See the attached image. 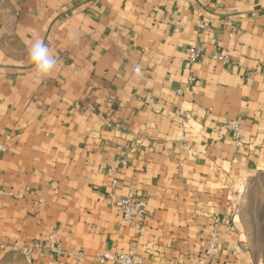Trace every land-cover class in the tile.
<instances>
[{
    "label": "crops",
    "instance_id": "crops-1",
    "mask_svg": "<svg viewBox=\"0 0 264 264\" xmlns=\"http://www.w3.org/2000/svg\"><path fill=\"white\" fill-rule=\"evenodd\" d=\"M37 37L58 59L40 80ZM259 178L264 0H0V264H264Z\"/></svg>",
    "mask_w": 264,
    "mask_h": 264
},
{
    "label": "built area",
    "instance_id": "built-area-1",
    "mask_svg": "<svg viewBox=\"0 0 264 264\" xmlns=\"http://www.w3.org/2000/svg\"><path fill=\"white\" fill-rule=\"evenodd\" d=\"M203 52L200 46L193 45L190 48L189 59L190 61H195L202 56ZM214 58L221 61H227L228 56L226 55H214ZM227 130L230 131L232 138L235 140L237 146L241 145V126L238 120H229L225 123L224 126ZM112 206L115 210V213L120 216L122 222L126 225L134 226L138 232H141L142 222L146 216V204L142 198L139 197H124L117 198L112 202ZM224 221V220H223ZM226 225L230 224L226 222ZM48 247L55 253H58L59 247L57 245V240L54 235H51L48 240ZM39 247V244L35 245ZM13 250L20 251L25 256L29 254V248L26 247H13ZM217 251L215 245V238H213L205 252L206 257H213L214 253ZM204 258V256L202 257ZM99 263H104L106 261L113 262L115 264H141V260L138 257H135L131 254L117 253L113 254L111 252H103L97 256ZM203 263L201 259L199 261Z\"/></svg>",
    "mask_w": 264,
    "mask_h": 264
},
{
    "label": "clouds",
    "instance_id": "clouds-1",
    "mask_svg": "<svg viewBox=\"0 0 264 264\" xmlns=\"http://www.w3.org/2000/svg\"><path fill=\"white\" fill-rule=\"evenodd\" d=\"M27 60L32 65L35 79L40 80L52 74L57 67L58 59L52 50L40 38H36L28 47ZM136 74H141L140 65L133 68Z\"/></svg>",
    "mask_w": 264,
    "mask_h": 264
},
{
    "label": "rangeland",
    "instance_id": "rangeland-1",
    "mask_svg": "<svg viewBox=\"0 0 264 264\" xmlns=\"http://www.w3.org/2000/svg\"><path fill=\"white\" fill-rule=\"evenodd\" d=\"M249 190L251 191V202H255L264 208V180L262 178L257 179ZM258 251L264 254V245L259 247Z\"/></svg>",
    "mask_w": 264,
    "mask_h": 264
}]
</instances>
